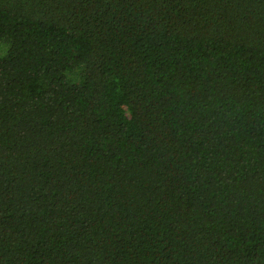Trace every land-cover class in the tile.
I'll use <instances>...</instances> for the list:
<instances>
[{
  "label": "trees",
  "instance_id": "trees-1",
  "mask_svg": "<svg viewBox=\"0 0 264 264\" xmlns=\"http://www.w3.org/2000/svg\"><path fill=\"white\" fill-rule=\"evenodd\" d=\"M0 264H264V0H0Z\"/></svg>",
  "mask_w": 264,
  "mask_h": 264
}]
</instances>
